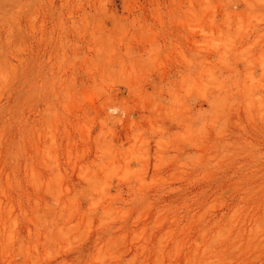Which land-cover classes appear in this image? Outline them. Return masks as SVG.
I'll return each mask as SVG.
<instances>
[{
    "label": "rangeland",
    "instance_id": "374dc122",
    "mask_svg": "<svg viewBox=\"0 0 264 264\" xmlns=\"http://www.w3.org/2000/svg\"><path fill=\"white\" fill-rule=\"evenodd\" d=\"M0 264H264V0H0Z\"/></svg>",
    "mask_w": 264,
    "mask_h": 264
},
{
    "label": "bare ground",
    "instance_id": "6f19581e",
    "mask_svg": "<svg viewBox=\"0 0 264 264\" xmlns=\"http://www.w3.org/2000/svg\"><path fill=\"white\" fill-rule=\"evenodd\" d=\"M188 23V22H187ZM186 76V75H185ZM199 76V75H198ZM183 80V79H182ZM122 91V90H121ZM121 91H120V93H121ZM116 92V91H115ZM120 93H118V94H120ZM116 109H117V107H116Z\"/></svg>",
    "mask_w": 264,
    "mask_h": 264
}]
</instances>
